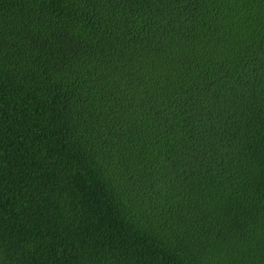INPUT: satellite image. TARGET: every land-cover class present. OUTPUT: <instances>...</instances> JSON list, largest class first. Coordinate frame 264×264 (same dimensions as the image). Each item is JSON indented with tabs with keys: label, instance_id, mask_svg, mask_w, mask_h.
Listing matches in <instances>:
<instances>
[{
	"label": "trees",
	"instance_id": "trees-1",
	"mask_svg": "<svg viewBox=\"0 0 264 264\" xmlns=\"http://www.w3.org/2000/svg\"><path fill=\"white\" fill-rule=\"evenodd\" d=\"M0 264H264V0H0Z\"/></svg>",
	"mask_w": 264,
	"mask_h": 264
}]
</instances>
